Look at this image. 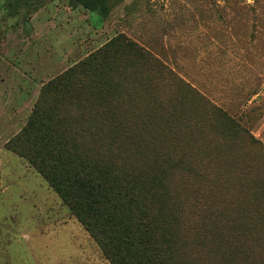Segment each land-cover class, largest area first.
<instances>
[{"label": "rangeland", "instance_id": "rangeland-1", "mask_svg": "<svg viewBox=\"0 0 264 264\" xmlns=\"http://www.w3.org/2000/svg\"><path fill=\"white\" fill-rule=\"evenodd\" d=\"M89 1L0 0V264H109L8 143L49 81L117 37L185 82L159 76L157 93L138 103L167 98L173 122L138 128L152 165L171 166L170 190L186 199L185 232L199 233V257L264 264V0H99L106 17ZM130 55L133 71L149 67Z\"/></svg>", "mask_w": 264, "mask_h": 264}, {"label": "trees", "instance_id": "trees-1", "mask_svg": "<svg viewBox=\"0 0 264 264\" xmlns=\"http://www.w3.org/2000/svg\"><path fill=\"white\" fill-rule=\"evenodd\" d=\"M88 4L107 16L103 1ZM130 54L149 67L133 71ZM165 75L185 83L150 51L117 37L49 81L8 143L55 190L109 264H206L195 247L199 233L190 240L185 232L186 199L170 190V164L152 165L138 128L161 116L173 122L167 98L138 103L142 94L157 93ZM155 162L163 171H154Z\"/></svg>", "mask_w": 264, "mask_h": 264}]
</instances>
